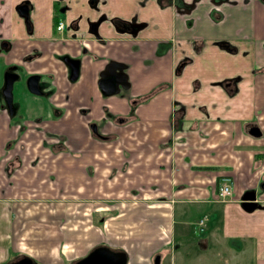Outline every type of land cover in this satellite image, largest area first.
<instances>
[{
    "label": "crops",
    "instance_id": "obj_1",
    "mask_svg": "<svg viewBox=\"0 0 264 264\" xmlns=\"http://www.w3.org/2000/svg\"><path fill=\"white\" fill-rule=\"evenodd\" d=\"M53 1L29 0L32 4L30 17L34 29L32 39L35 41L50 35ZM78 1L79 7L74 5L73 13L69 12V15H83L79 17V47L83 49L82 57L85 58L81 59L82 81L79 82L83 84L74 91L79 93V97L74 99V106H67L65 116L59 119H72L76 109L88 107L87 100L96 103L92 112L98 118L103 116L105 105L114 112L125 113L131 96L137 92L145 94L154 86L159 90L158 93L151 94L144 104L132 108L122 123L109 125L106 136L91 135L85 126L93 141L98 144L85 156L81 152L77 155L78 151L72 148L71 141L56 143L48 139L41 143L35 138L36 132L33 131L32 124L20 131L17 118L13 120L5 110L0 109V182L4 181V177L7 180L24 169L44 168L45 165L38 164L34 156L25 164L20 153L29 146L33 149L43 146L49 150L51 140L58 145H51L55 152L74 153L72 157L65 158L61 166L52 165L47 169L52 172L66 168L63 174L65 186L79 181V161L85 177L98 173L100 178L106 179L104 186L100 184L93 188L92 191L99 194L97 197L90 193L84 196V187L79 182L75 185L76 194H62L61 191L54 194V198L45 194L19 196L11 193L15 190L11 185L1 184L0 264L15 261L22 256L31 258L35 264H72L99 245L123 251L126 254V264H131V259L136 264H150L147 259L155 253L160 255L159 264H167L163 261L165 255L171 259L172 250L180 249V242L173 244L176 232L186 234L188 242L202 249L212 241L225 243V250L238 253L237 256L236 253L234 255V264H264V190H260L256 198L260 207L246 211L240 204L244 191L255 188L259 181L264 180V98L259 97L264 93V74L261 73L264 71V29L260 30L261 24H264V5L259 0H250L245 5L227 6L224 8L225 17L219 22L209 21L206 15L201 16L199 22L203 28L190 32L177 31L180 49L176 54L179 58L185 54L192 58L182 73L172 77L174 57L169 62L162 60L157 64V71L153 76L145 72L146 76L131 79V93H125L123 97L113 94L110 98H105L99 87L98 77L108 58L127 61L130 64L129 76H134L135 68H142L144 71L146 66H139L128 57L131 44L126 33L119 34L103 23L99 27L103 40L95 41L87 33V22L94 19L97 13L89 8L87 0ZM112 1L116 4V0ZM122 1L117 12L104 6L99 11H109V18L118 16L128 19L135 11L133 3L138 2ZM205 8V5H201L200 11L203 12ZM37 17L48 19L49 26L38 24L36 30L42 32L50 27L48 33L35 34V22L32 18ZM140 19L147 18L140 15ZM170 19L167 18V21ZM176 23L177 27L179 25L182 28L180 23ZM170 27L171 21L168 28L164 23L161 32L151 34L147 40H151L152 44L161 38L169 40L172 35ZM140 36L145 37V34L140 32L138 40L131 42L141 45L144 40ZM189 38L204 39L205 43L198 53L193 52L191 43L185 40ZM219 40L233 44L236 51L218 46ZM102 41H105L104 47L101 46ZM143 49L149 50L146 47ZM233 76H241L236 94L249 93L247 98L244 97L245 104L256 116L263 136H248L241 131L242 121L237 116H230L234 106H225L228 94L217 83ZM167 83L171 87L168 88ZM178 104L184 111L177 118L174 113L179 108ZM69 107L74 108L70 110ZM55 116L59 117L60 113H55ZM175 118L180 121L178 127L175 125ZM74 123L79 124V120ZM56 124L58 125V120L49 121L40 128L63 133ZM137 129L140 137H135ZM66 131L65 134L75 136L76 125L72 123ZM32 133L34 137H31ZM84 146L85 144L79 143L83 152L86 151ZM14 147L15 152H11ZM13 154L18 155V158L11 162L14 170L7 177L4 167ZM110 154L115 159L122 157V161L112 163L107 158ZM86 157L90 161L102 160L103 163L96 165L94 169L91 163L83 165ZM122 174L123 178L118 181ZM227 177L232 184L231 197L224 202L214 199L213 193L218 183ZM42 180L43 177L39 180L41 185ZM9 189L10 194H7ZM66 195L70 197L67 198ZM75 195L77 199L73 198ZM175 203L188 205L186 213L191 212V204H197V208L201 205L215 206L213 209H217L220 204L222 215L218 224L222 236L218 237L216 229L210 227L209 223L202 234L199 230H194L197 235L193 234L190 226L185 224L184 216L178 222L173 218L171 210ZM114 208L119 213L116 216L102 217L99 220L102 221L101 227L91 222L92 213L95 219L94 214L112 211ZM89 209L91 211L88 214ZM165 212L166 215L163 216ZM120 213L123 216L119 222L135 229V232H125L123 239L117 237L116 230L111 231L115 229V218ZM198 218L192 226H195ZM85 222L86 225L81 224ZM154 225L166 227L167 233H149L148 227ZM123 247L133 250L140 248L142 251L128 254ZM156 249L157 252L154 251ZM244 258L246 261L243 262Z\"/></svg>",
    "mask_w": 264,
    "mask_h": 264
},
{
    "label": "flooded vegetation",
    "instance_id": "obj_2",
    "mask_svg": "<svg viewBox=\"0 0 264 264\" xmlns=\"http://www.w3.org/2000/svg\"><path fill=\"white\" fill-rule=\"evenodd\" d=\"M71 0H54L53 1V11L51 16V29L50 35L43 37L39 41L33 40L27 41L25 43L19 42L17 39H14L11 36V15L16 13L19 18H21L23 23V30L27 35H33L34 29L30 17L32 10V4L29 0H0V55L1 52L6 50L17 51V55L10 59L3 58L0 64L1 79H0V109L5 110L6 114L13 118V115L18 111L19 116L17 121H19L20 131L27 128L28 124L33 125V131L36 132L35 138L38 141L45 142L48 139L54 140L57 142L71 141L72 143L78 142V138L69 135L58 133L57 131L50 129H41L40 126H45L44 123L49 121H56L59 118L65 116L67 111V106L64 105L63 101H60L56 93H74L75 88L72 89L74 83L79 82L80 68H81V59L84 55L83 49L79 47V17H82L81 14H76L75 17H70L69 12H72L74 5L70 4ZM78 1V0H75ZM107 0H87V5L90 9L94 10L97 15L94 19L89 21H97L100 19V23L97 26L95 41L103 40L101 33L99 32V27L101 24L107 28L112 27L114 31L119 34H124L130 38L131 52L129 53V58L132 59L135 63L137 62L140 66H146V69L142 71V68L134 69V76H129V67L130 64L125 60H117L113 58H108L105 62L102 69L99 71L98 83L99 80L103 77V72L110 65L117 66L123 74L120 76L119 86H110V90L103 92V97H111L113 94L107 95L104 93H115V96L123 97L125 93H131L132 82L131 79L137 78L140 79L147 74L153 76L157 71L156 67L159 62L170 56L169 61L173 60L174 65L172 68V77L178 76L182 73L186 65L191 63L192 58L188 55H183L178 57L176 51L179 45V37L177 35L178 30H183L185 32H190L196 28H203L201 26V16H207L209 21L219 22L221 19H224V8L227 6H234L236 4H247L250 0H137L140 3L141 7H146L150 4H153L159 11L162 13L163 8L168 7L167 18H171V27L169 31L172 32V35L169 40L164 41L162 38L157 39L155 44H152L147 38H150V35L140 36L144 40L141 45L139 43L131 42L137 41L140 32H146L151 30L161 31L163 29V20L160 17L159 22L155 21L157 16L155 12L149 11L144 17L146 20H141L139 15V10L134 9L135 11L129 16L128 19H124L118 16L108 17L109 11L103 10L99 11L101 7L106 3ZM264 5V0H259ZM201 5H205L203 12L200 11ZM28 9L27 18L20 13L25 12V9ZM100 8V9H99ZM58 12L64 13L69 16L68 22L64 25V28L61 32H58L54 29L57 21H59ZM68 13V14H67ZM73 13V12H72ZM55 15L56 23L53 26L52 18ZM141 17H143L141 15ZM167 21V28L169 25ZM182 25V28L177 23ZM94 25L91 24V28ZM88 33V26H87ZM6 34V35H5ZM91 35V34H90ZM28 39L33 38V36L27 37ZM187 42L191 43L193 52L198 53L205 41L204 39L196 40L192 38L190 40L185 39ZM224 41V40H219ZM217 41V45L221 46ZM102 47L105 45V41H102ZM229 43V42H228ZM195 44H200L199 49H195ZM230 44V43H229ZM233 47L230 51H236V47L231 44ZM143 47L149 48L145 51ZM9 60V61H8ZM8 61V62H7ZM168 61V62H169ZM120 71V72H121ZM257 72V69H254ZM259 71V70H258ZM110 73V72H109ZM264 74V71H261ZM76 74V75H75ZM111 76L113 71L110 73ZM13 77L12 87H11V100L8 104L5 100L4 95V86L6 76ZM75 75V76H74ZM152 79V78H151ZM60 80L64 81L59 84ZM73 80V81H70ZM241 80V76L227 77L219 81L217 84L222 86L228 96L235 95L238 92V82ZM65 81H69L67 84ZM54 83V84H53ZM56 85V86H54ZM33 86V90L29 87ZM63 87V89H58V87ZM67 86V87H66ZM100 87V85H99ZM167 87H171L170 83H167ZM158 88L154 86L151 91H148L145 94H140L137 92L134 96L129 98L130 102L128 103L127 112L120 113L114 112L112 108H108V105H105L103 108V116L89 120L86 123L88 131L91 135L94 136H106L108 133L109 125H118L126 120V115L130 112L132 108L139 104H144L150 97L151 94L158 93ZM127 91V92H126ZM173 103H176L173 101ZM54 104V105H53ZM50 105L56 106L51 108ZM62 108H58V107ZM179 107V104H178ZM87 108H80L78 111L80 113H85ZM184 111L183 107L176 109L178 114ZM60 113V116H55V113ZM182 119V116L181 118ZM13 120H15L13 118ZM176 121V118L174 122ZM76 126L77 123H74ZM176 125V122H175ZM258 125L256 116L249 120L242 121L241 131L249 134V129L252 127H257ZM251 136V135H248ZM263 136V135H262ZM31 137H34V134H31ZM252 137V136H251ZM56 143H51L54 146H58ZM48 144V147L51 146ZM77 144H75L76 146ZM55 150V149H54ZM8 163L5 165V174L7 177H10L12 171L11 162L17 160L18 155L13 154L10 156ZM253 189L255 191H253ZM259 190V187L250 188L245 190V193L254 192L255 194ZM155 256H153V259Z\"/></svg>",
    "mask_w": 264,
    "mask_h": 264
},
{
    "label": "rangeland",
    "instance_id": "obj_3",
    "mask_svg": "<svg viewBox=\"0 0 264 264\" xmlns=\"http://www.w3.org/2000/svg\"><path fill=\"white\" fill-rule=\"evenodd\" d=\"M123 2L122 0H116V4L113 3L112 0H107L106 3L103 5L104 7H108L112 10V12H117V9L120 5V3ZM71 5H76L77 7H79V1H75V0H71L70 1ZM132 8L139 10L140 14L142 16H145L149 11H153L156 13V17H155V21L160 20V17H162L163 20V24L167 23V15H168V11L169 8L165 7L162 10V13H160V11L153 5L150 4L148 6V8L146 7H141L140 3H133ZM59 16V19L62 20L64 22V25L68 22L67 20V16L64 13L58 12L57 14ZM71 17V16H70ZM33 21L35 22V34L37 33H48L50 27H48L47 29H43L42 32H39V30H36V26L38 24H43L45 26V24H47L49 26V21L46 18H41V17H37V18H32ZM22 19L19 18V16L14 13L11 15V36L14 39H17L19 42H27V41H33L32 38L28 39L27 37L33 36V35H27L24 30H23V23L21 21ZM167 25V24H166ZM261 31L264 29V24H261L260 27ZM158 31L157 30H151V31H146L143 32L146 36L150 35V34H156ZM161 32V31H159ZM6 35V34H5ZM17 55V51L14 50H6L5 52H1L0 55V64L3 58L6 59H12ZM170 56L167 55V57L164 60V62H168L169 61ZM85 58L82 57V60H84ZM87 59V57H86ZM9 61V60H8ZM7 61V62H8ZM87 75H84V77H86ZM80 80L82 81V74L80 76ZM0 79H1V71H0ZM73 81V80H70ZM67 84H69V81H65ZM60 83H62L64 85V81L60 80ZM54 84V83H53ZM83 82H76L73 84L72 89H77L79 88V85H82ZM56 86V85H54ZM67 87V86H66ZM58 89H63V87L61 88L60 86L58 87ZM81 93H85V92H81ZM239 94V93H238ZM236 94L234 96L230 95L227 96L226 101H225V106H234V108L231 110L230 116H237L238 120L243 121L249 118L253 117V114L250 111V108L248 105L245 104V98L248 97L249 93L246 94ZM58 99L60 101L64 102V105L66 106H74V99H76L77 97H79V93H56ZM259 97L264 98V93H261ZM87 111L83 114L80 113L78 111V109H76V114L72 117V119L70 120H64V119H59L58 120V125L56 124L57 128H61L62 131H64L63 133L65 134L66 129L70 128V125L74 122H76L77 120H79V124L76 126V134L74 137L78 138V142L76 143H72V148H75L74 150H77V155H79V152H81L83 155L85 156L86 153L91 152L93 149L96 148V146L98 145L97 143H95L93 141V138L90 136V134H88V132L85 129L86 123L89 120H94V119H98V116L96 115V113L92 112V109H94L96 107V103L93 100H87ZM54 105V104H53ZM50 105L51 108L56 107ZM58 108H62V107H58ZM70 110L74 107H69ZM54 109V108H53ZM19 116L18 111L16 112L15 115H13V118L16 119ZM57 121V120H56ZM84 122V125L83 123ZM139 129H137L135 131V137H140L139 135ZM53 143V141L51 140L50 144ZM79 143H83L85 144L84 148L86 151H82L81 148H79ZM75 144H77L75 146ZM52 145V144H51ZM16 147L13 148V150L11 152H15ZM80 153V154H81ZM74 155L73 152L71 151H64V152H60L54 151V147L50 146L49 150L45 149L43 146H37L36 148H32V146H29L28 148L25 149V151L20 153L21 159L24 161L25 164L28 163V161L30 160V158L32 156L35 157V159L37 160L38 164H44L45 167L44 168H37L35 170L32 169H24L22 172H17L15 173L12 177H10L9 179L6 180V178L4 177V181L0 182V189H3L1 184H4V186H9L11 185L15 190H12V194H17L19 196L22 195H42L45 194V196H49L50 198H54V194L57 193H61V191H63L62 194H68V195H72V194H76L75 191V185L79 182V184H82L84 187V196H88V194L90 193L92 196L97 197L99 194L96 191H92L93 188H97L100 184H102L104 186V183L106 182L105 178H100V176L98 175V173H95L94 176L92 177H85L82 174L83 171V166L80 165V161H79V181L78 182H74V183H69L67 186H65L64 181H63V174L66 170V168H62L61 171H52V172H48L47 169L49 167H51L52 165H56L57 167L62 165V161L65 158L68 157H72ZM107 158H109L111 160L112 163H115L117 161H122V157H117L116 159L112 156V154L107 155ZM86 163H91L92 166H95L100 164L102 165V160H95L93 159L92 161L89 160V158H84V164ZM43 177L42 180V185L39 183V180ZM123 178V174L119 177L118 181H120ZM1 180V179H0ZM50 182V183H49ZM114 186V184H113ZM65 187V188H64ZM66 189V191H65ZM10 189L8 190V193L6 191L7 194H10ZM1 196V193H0ZM67 198H69L70 196H65ZM73 198L77 199V196H73ZM261 205V204H260ZM220 204L217 205V209H213L215 208V206L212 207H207L204 205L198 206L197 208V204H191V206H189L191 211L190 213H186V210L188 208V205H182V204H178L175 203L173 210H171L172 216L173 218L176 220V222H178L179 218H181L182 216L185 217V224L190 226V230L193 234L197 235L196 232H198V228H196L195 226H192V223L195 221L196 218H200L202 216H205L207 218V223L205 224L203 231L205 230V228H208V223L210 225V227H214L216 229V235L218 237L222 236V230L221 227L219 226V221H221V213L220 210L221 207H219ZM91 211V209L87 210V213L89 214ZM117 213H119L117 210H115V208L112 211H104L101 212L99 214H94L95 219L93 218V213L91 215L92 220L91 222L94 225H97L99 227L102 226L101 222L99 221L102 217H107L109 215L112 216H116ZM211 214V216L209 214ZM122 214V215H121ZM121 215V216H120ZM166 215V212L163 213V216ZM74 216V215H72ZM123 213H120L115 219L116 224H115V229L111 230L113 232H115V234H117V237H121V239L124 238V233L127 232L128 230H131L132 232H135L134 227H128L126 225L123 224V222H119L120 219L122 218ZM157 216L159 217V215L157 214ZM160 219H158L159 221ZM83 225H86L87 222L85 223H81ZM178 224V223H177ZM159 227V225H154V226H149L148 227V232H157V233H162V234H166L167 233V228H161ZM176 231L178 230V226L176 225ZM196 232H195V231ZM199 232L200 234L203 233ZM175 238V241L173 244L176 245L177 242H180V249H174L172 250V256L171 259L170 257H167L165 255L163 261L164 263L170 264V260L172 262V264H234L236 258L235 256L238 255V253H236V251L234 250H230L227 251L225 250L226 244H219L216 243L215 241L210 242L207 247H205L204 249L202 248H198V247H194L192 242H188V236H186V234H181L176 232L173 235ZM228 245V243H227ZM126 252L128 254L131 253H139L142 251V249L138 248L136 250H133L131 248H126L123 247ZM121 249V248H120ZM91 251V250H90ZM155 252H157V249L154 250ZM89 252V251H88ZM87 252V253H88ZM86 253V254H87ZM148 253V251L146 252ZM236 253V255H235ZM85 254V255H86ZM151 254V253H150ZM156 254V253H155ZM84 255V256H85ZM154 255V254H153ZM235 255V256H234ZM234 256V257H233ZM163 258V256H161ZM149 261L150 264H154V259L153 256L147 259V262ZM246 261V259H243V262ZM131 264H136V262L133 261V259H131Z\"/></svg>",
    "mask_w": 264,
    "mask_h": 264
},
{
    "label": "water",
    "instance_id": "obj_4",
    "mask_svg": "<svg viewBox=\"0 0 264 264\" xmlns=\"http://www.w3.org/2000/svg\"><path fill=\"white\" fill-rule=\"evenodd\" d=\"M28 9H25V12L20 13V15L27 18ZM100 23V19L97 21H88V34H91L94 38L96 37L97 26ZM91 24L94 26L91 28ZM113 74L111 76V72ZM115 66L110 65L103 72V77L99 80L100 89L103 92L110 90V86H119L120 76L123 72ZM110 72V73H109ZM76 75V74H75ZM74 75V76H75ZM13 77H9L8 75L5 78V86H4V95L7 103H10L11 100V87H12ZM33 90V86L29 87ZM109 92V91H108ZM107 95L115 94V93H104ZM249 134L253 137H259L261 135V131L258 127H252L249 129ZM260 187L264 189V182L260 184ZM256 194L254 192L244 193L241 196V206L246 211H252L254 208L260 207V204L255 201ZM160 255L156 254L154 258V264H159ZM6 264H35L31 258L27 256L20 257L19 259L6 263ZM72 264H126V254L121 250H111L106 246H96L91 251H89L85 256L80 259L75 260Z\"/></svg>",
    "mask_w": 264,
    "mask_h": 264
},
{
    "label": "built area",
    "instance_id": "obj_5",
    "mask_svg": "<svg viewBox=\"0 0 264 264\" xmlns=\"http://www.w3.org/2000/svg\"><path fill=\"white\" fill-rule=\"evenodd\" d=\"M63 27V23L60 21L58 22L56 29L61 30ZM232 193L231 184L229 182L228 178H225L222 180V182L219 184L216 197L218 200L224 201L229 198V196ZM204 218L199 220V224H203Z\"/></svg>",
    "mask_w": 264,
    "mask_h": 264
},
{
    "label": "trees",
    "instance_id": "obj_6",
    "mask_svg": "<svg viewBox=\"0 0 264 264\" xmlns=\"http://www.w3.org/2000/svg\"><path fill=\"white\" fill-rule=\"evenodd\" d=\"M56 20L57 19H56L55 15H54L53 18H52L53 26L55 25ZM219 44L221 45V47L226 48L228 50H232L233 49V47L231 46V44H229L227 41H219ZM199 46H200V44H195V49L198 50L199 49ZM174 115L177 116L179 114L177 112H175ZM177 118H178V116H177ZM175 122H176V127H178V124H179L180 121L177 119V121H175Z\"/></svg>",
    "mask_w": 264,
    "mask_h": 264
}]
</instances>
